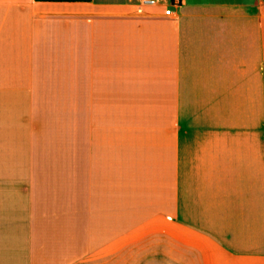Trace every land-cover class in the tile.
I'll return each mask as SVG.
<instances>
[{"label": "crops", "instance_id": "1", "mask_svg": "<svg viewBox=\"0 0 264 264\" xmlns=\"http://www.w3.org/2000/svg\"><path fill=\"white\" fill-rule=\"evenodd\" d=\"M0 0V264H264V0Z\"/></svg>", "mask_w": 264, "mask_h": 264}, {"label": "built area", "instance_id": "2", "mask_svg": "<svg viewBox=\"0 0 264 264\" xmlns=\"http://www.w3.org/2000/svg\"><path fill=\"white\" fill-rule=\"evenodd\" d=\"M163 5L161 1L159 0H141L139 7L145 8V7H154V6H161ZM165 8L164 12L165 15L170 17L173 16L175 13V8L181 7V1L180 0H171V3L167 6L163 5Z\"/></svg>", "mask_w": 264, "mask_h": 264}, {"label": "trees", "instance_id": "3", "mask_svg": "<svg viewBox=\"0 0 264 264\" xmlns=\"http://www.w3.org/2000/svg\"><path fill=\"white\" fill-rule=\"evenodd\" d=\"M38 2H91L92 0H35Z\"/></svg>", "mask_w": 264, "mask_h": 264}]
</instances>
